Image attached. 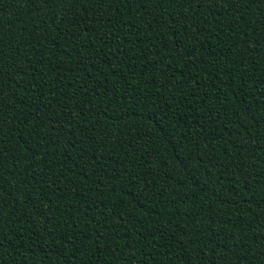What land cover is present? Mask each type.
<instances>
[{
    "label": "trees",
    "instance_id": "trees-1",
    "mask_svg": "<svg viewBox=\"0 0 264 264\" xmlns=\"http://www.w3.org/2000/svg\"><path fill=\"white\" fill-rule=\"evenodd\" d=\"M0 264H264V0H0Z\"/></svg>",
    "mask_w": 264,
    "mask_h": 264
},
{
    "label": "snow or ice",
    "instance_id": "snow-or-ice-1",
    "mask_svg": "<svg viewBox=\"0 0 264 264\" xmlns=\"http://www.w3.org/2000/svg\"><path fill=\"white\" fill-rule=\"evenodd\" d=\"M43 2H48V0H43ZM240 3V0H233V6ZM0 56H2V51H0Z\"/></svg>",
    "mask_w": 264,
    "mask_h": 264
}]
</instances>
